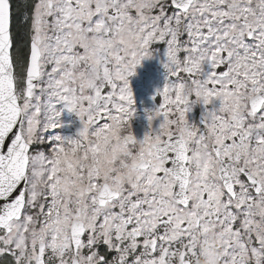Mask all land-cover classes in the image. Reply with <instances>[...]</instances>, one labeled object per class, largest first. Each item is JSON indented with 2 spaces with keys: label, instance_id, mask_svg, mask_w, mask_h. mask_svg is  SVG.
Wrapping results in <instances>:
<instances>
[{
  "label": "snow or ice",
  "instance_id": "obj_1",
  "mask_svg": "<svg viewBox=\"0 0 264 264\" xmlns=\"http://www.w3.org/2000/svg\"><path fill=\"white\" fill-rule=\"evenodd\" d=\"M210 230L264 264V0H0V264H194Z\"/></svg>",
  "mask_w": 264,
  "mask_h": 264
},
{
  "label": "flooded vegetation",
  "instance_id": "obj_2",
  "mask_svg": "<svg viewBox=\"0 0 264 264\" xmlns=\"http://www.w3.org/2000/svg\"><path fill=\"white\" fill-rule=\"evenodd\" d=\"M164 77L165 69L160 63V59L154 56L143 60L141 65L137 66L136 74L130 78L135 79L131 81L135 101L140 102L142 106V108L136 109V113L131 120L133 133L137 139H142L145 132L148 130L146 109H151L154 107V104L159 103L160 97L155 95V93L156 89L163 85ZM201 107L202 106L197 105L189 115L193 119H198L201 113ZM209 107L211 106L209 105ZM68 119H71V121L78 120L74 112H70ZM156 126H158V121L153 122V127ZM63 127L67 128L65 125Z\"/></svg>",
  "mask_w": 264,
  "mask_h": 264
},
{
  "label": "clouds",
  "instance_id": "obj_3",
  "mask_svg": "<svg viewBox=\"0 0 264 264\" xmlns=\"http://www.w3.org/2000/svg\"><path fill=\"white\" fill-rule=\"evenodd\" d=\"M219 233L210 230L207 236L208 243L203 244L194 264H221V249L218 243Z\"/></svg>",
  "mask_w": 264,
  "mask_h": 264
},
{
  "label": "rangeland",
  "instance_id": "obj_4",
  "mask_svg": "<svg viewBox=\"0 0 264 264\" xmlns=\"http://www.w3.org/2000/svg\"><path fill=\"white\" fill-rule=\"evenodd\" d=\"M135 79L132 78L131 81H134ZM135 108L136 109H140L142 108L140 102L136 101V104H135ZM68 115H70V112L65 109L63 112H62V115H61V120L64 122V125L67 127V128H62L60 131L62 132V134L64 135H68V136H75L79 130V128L81 127V123H80V120L78 119L77 121L76 120H72L71 119H68ZM67 118H66V117ZM71 126H74V127H71ZM70 127V128H68Z\"/></svg>",
  "mask_w": 264,
  "mask_h": 264
}]
</instances>
